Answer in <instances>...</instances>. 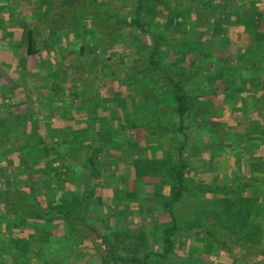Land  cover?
I'll use <instances>...</instances> for the list:
<instances>
[{"label": "trees", "instance_id": "1", "mask_svg": "<svg viewBox=\"0 0 264 264\" xmlns=\"http://www.w3.org/2000/svg\"><path fill=\"white\" fill-rule=\"evenodd\" d=\"M259 1L264 0H133L128 10L117 12L100 0H35L38 25L32 27L29 17L14 21L25 30L20 45L27 58L59 48L66 52L68 65L54 67L56 79L61 72L84 70H93L88 74L95 78L104 61L112 70L105 79L120 89L104 97H93L90 89L82 98L73 89H83L84 79L77 86L53 81L41 87L39 82L38 102L51 96L50 110L59 119L46 113L37 120L34 111H20L17 120L16 112L9 111L13 105L0 99V112L8 110L13 118L7 127L0 126V150L16 155L9 160L1 156L0 163L25 164L23 179L0 192V264H70L77 252L89 250L101 257V264H196L180 250L181 239L191 235L212 241L211 260L198 264H215L221 255L213 252L217 246L226 249L239 242L244 249L229 256L233 264H249L255 256L264 261V181L244 182L231 175L220 180L222 185H198L194 169L180 156L150 158L155 150L166 155L162 140L183 136L189 144L195 134L199 149L220 158L229 147L239 148L237 127L244 124L261 130L264 143V8L257 9ZM81 25H89L91 35L81 36ZM159 25L163 31L152 28ZM0 49H5L1 43ZM115 49L131 54L116 58L111 54ZM100 109L105 119L98 116ZM191 114L196 127L187 123ZM139 139L145 145L135 142ZM113 141L124 146L116 158L128 205L122 213L111 208L109 217L123 220L135 203L150 207L151 223L140 229L98 221L105 204L96 197V184L107 173L104 152L111 154ZM174 148L180 155L182 149ZM41 150L44 156L38 158ZM261 163L251 164V171L263 168ZM146 178L160 180L168 195L163 191L149 198L129 190L130 181ZM165 217L170 221L158 225L157 219ZM59 221L62 237L49 230ZM22 222L38 226L15 234ZM93 233L96 244L90 240Z\"/></svg>", "mask_w": 264, "mask_h": 264}, {"label": "rangeland", "instance_id": "2", "mask_svg": "<svg viewBox=\"0 0 264 264\" xmlns=\"http://www.w3.org/2000/svg\"><path fill=\"white\" fill-rule=\"evenodd\" d=\"M4 1L5 0H0V43L1 46L5 48V49H0V71L1 70L5 71L4 74L3 73L1 74L0 72V99L4 100L5 101L4 103L7 106L13 105L12 109H10L9 111L16 112L17 120H19L20 117V116L18 117L17 112L20 111L23 113H25L26 111H31V112L34 111V115L37 120H39V118H41L46 113L47 114L53 113V118L59 119L61 115L58 112H54L53 111L54 108L53 110H50L51 105L48 104L49 100L50 99L54 100L53 98H51V96L47 95L45 96L46 98L43 97L42 99L43 102L40 103L38 102L39 93L42 92L40 86L42 87L43 85L45 86L51 85L53 81H63L65 82V84L68 83L69 85H71L72 83L74 84L77 83V81H79L80 79H84L83 89L79 88L76 84L75 85L77 87H74L73 89V92L79 93V96L82 98L86 97L85 92L91 90H94L93 97L97 95L100 96L101 94L102 95L100 97H104L103 93L104 94L106 93L108 95L117 94V91L120 89V86L118 84H112V82L110 83L108 81L109 79L108 80L105 79L106 76L109 77L111 76L108 75L107 73L111 74L112 70L108 64H103L104 61L96 67V70H98L99 73L96 74L95 78H93L88 74V72L93 73L94 72L93 70L88 72L84 70L82 72L75 71L70 75H68V73L66 72L64 73L61 72L58 75V77L60 78L56 79L55 76L57 75L54 71V67H59V65L61 64L63 65L65 63L66 65H68V61L65 57L66 52H64L63 49L59 48L58 51L52 50L47 54V56H44L42 54V55H37L34 59L27 58L24 55L23 49H21V45L23 44L22 39H23V35H25V30L21 26L18 27L14 21H16V19L20 21L25 17H29L28 19L30 22H32L33 25L32 27L37 26L38 21L33 19V17H35L38 14L37 13L38 10L35 8L34 5L35 0H8L6 1L8 4H6L5 6L3 5ZM100 1L104 2L108 6V8H111L117 12L118 11L122 12L130 8L131 1L133 0H100ZM236 1L238 3H241V0H236ZM10 7L14 8L12 11H10V14L12 16L9 14L7 15L4 14V11L9 10ZM256 7L257 9H263L264 1L262 2L259 1ZM151 13L153 14L155 13L154 9H152ZM159 26H153L152 28L156 31H163L164 26H160V27ZM91 29L92 28H90L89 25L88 27L81 25L80 35L81 36L91 35ZM187 31L193 33V29L191 27H189ZM136 45L140 46L139 43H136ZM121 53H125L126 55H129L131 54V51L129 50L123 51V49H115L111 51V54L116 58H118ZM86 69L89 70L88 67H86ZM101 73L104 74V76ZM112 79L113 78H111V81ZM39 82L43 84H40L39 86ZM17 89L18 91H16ZM143 89L145 90V87H143ZM57 93L61 95L59 92ZM57 93L54 95L56 96ZM88 96L90 95L87 94V97ZM71 98L72 97H70V100ZM1 106L2 104L0 102V107ZM9 111L7 110L4 112L2 111L0 112L1 127H7L9 121L13 119L12 117L9 116ZM117 111L119 110L117 109ZM98 116L101 119L103 118L105 119V117H107V113L103 112L100 109L98 110ZM44 120L46 121L47 118H45ZM194 121H195L194 115L192 114L189 115L187 120L188 125H193L196 127L197 125H195ZM58 125H56L57 128H62V126H58ZM68 129H72V128L69 127ZM237 129H238V133L240 134L242 133V135L245 132V128L243 125L238 126ZM248 129L249 128H247V130ZM260 131L261 130L258 129H256V131H253L252 133L253 137L250 138L252 144L244 143L243 146H239V148L237 149V153L240 152L241 150L242 151L245 150V152L247 153V146L249 147V149L251 145H253L252 147L257 146L256 145L257 140H259L260 139L259 137L261 136ZM225 132L230 133L228 129H226ZM193 137L194 139L189 144H187L183 136L172 137L170 139V142L162 140L161 143L163 144V148L165 150L166 155H164V152L160 150H155L157 152H154L153 155H151L152 154L151 152L149 153L151 155L150 158L152 161H161L162 159H166L167 155L170 154L176 160H178L177 156H180V159L181 160L183 159L185 162L190 164L192 168L195 167V165L199 166V172L194 171L195 174L194 181L196 182V184L201 185L202 184L201 179H204V181H209L211 179V176H209L207 167H205V165L204 166L201 165L203 163V160H198L200 161L198 163L197 158L200 157L201 159L203 153H207L206 155L210 156L215 152H213L212 150L205 152L203 151V149H199L198 146L199 144L196 141V137H199L198 134H195V136L193 135ZM100 138L101 140L104 141L106 140L104 136L103 137L100 136ZM223 140L227 141L228 139L227 137H223ZM135 142H137L140 146L145 145V140L142 139H139L138 141ZM171 145H174L175 148L178 147L179 149H182L181 150L182 155L181 153L179 155L177 152L175 153L171 151ZM123 149L124 146L122 143L113 141L109 149V151H111V154H109L107 150H105L104 152L105 155L109 156L108 159L104 162L105 166L107 167V173L102 178V180L98 181V183L96 184L97 185L96 197L98 198L100 197L102 200H104L105 205L103 206V211L101 213L99 212L97 213L99 219L98 221L101 220L104 221L103 219H105V221L107 222L105 224H107V226H109V224L115 225V223H119L120 225L122 224L124 227H127L129 229H140L143 228V226L149 225L151 223L150 218H148L149 217L148 215H151L152 213L150 207L148 208L147 206H143L141 204L139 205V203L134 202L135 204H133L132 206L130 205V209H129L130 212L129 211L128 213L126 212V217L123 220L118 216L116 217V215L111 216L112 218L109 217V210L111 208L117 209L120 213H122L124 211L123 209H125L128 205L124 201L125 199L124 198L125 194L123 193L124 188L121 186V183L123 181L122 180L123 168L120 162H118L116 158V157H121V153ZM229 150H231L230 147L229 149L226 150V153L224 155L225 158H223L224 161L226 159L228 160V158H226V155L227 156L231 155V151ZM5 151L6 149L0 150V157L5 156V159L8 160L16 157L15 154ZM80 154L81 153H79L77 157H80ZM37 156L38 158L43 157L44 156L43 150H41L40 152L38 151ZM223 160L221 162H224ZM130 161L131 160H124L125 163H130ZM257 162L259 163V160L257 159V157L253 156V160L251 161V163L258 164ZM24 165L25 164L23 162L16 163L14 164V166H9V163H0V192H3L5 189L10 187L11 184L15 185L16 183H19L18 182L19 179H23V174H22L23 172H21V170L24 168ZM58 165L59 164H56L55 167H58ZM129 165L130 166L128 167L132 169L131 167H133V163ZM71 175L73 177L74 174L71 173L70 176ZM252 177L264 178V175H251L249 177H246L243 181L248 182L250 181V179H253ZM147 180L149 182H147ZM216 182H218V180ZM129 184H130L129 190L146 194L150 196L149 198H153L156 193H158L157 197H159L160 195H162L160 193H163V191H165L164 194L168 195V190L166 188H163V185L161 184L160 180H158L157 178H146L144 181H139V182L133 179L132 181H130ZM49 186L50 185H48V187ZM69 188L72 189L71 186H69ZM28 191L30 192V189L27 190L24 189V192H28ZM66 202L67 199L65 203ZM128 202L131 201H127V203ZM55 204H57V202ZM2 211H3L2 213L5 212V210ZM93 213L94 212H92L91 214ZM145 217L147 218L145 219ZM160 220L161 222H159ZM157 221L159 223L158 225L162 226L164 222L168 223L170 220L169 218L165 217V218L157 219ZM61 222L62 221L55 222L53 223L52 227L49 228L50 231H53V233L59 237H62L65 234L64 226L62 225ZM92 223H94V221H92ZM99 225H102L101 222H99ZM21 226L22 229H20V231L17 230L15 234L20 233L21 235V234H27L29 232L31 233L32 232L31 230L37 228L38 225L33 222H25V223L22 222ZM6 237L9 239L10 235H7ZM90 238H91L90 239L91 242L95 244L98 243L97 234L95 233L91 234ZM180 243H181L180 250L183 253H186V255H190L193 258H195L196 264L202 262L204 263L206 261L211 260L210 253H211L212 241L206 242V240L202 239V237L200 238L197 235H191L187 238L181 239ZM241 244L242 243L240 242L235 243L233 245L230 243L229 247L228 248L226 247V249L219 248L220 246H217L216 249L213 250V252L216 251L217 253H221V255L215 257L216 258V260L214 259L215 264L216 262H220L224 264H233V260L229 256H233V254L240 255L244 249V247ZM226 251H228L230 255L225 254ZM254 251L257 252V250ZM88 252L86 251L84 255L77 252L74 255L73 259L71 260L70 264H101V257L99 255H96L94 251L89 250ZM222 252H224V254H222ZM258 263H264V261L263 260L258 261V259H256V256L255 258L253 257L249 262V264H258Z\"/></svg>", "mask_w": 264, "mask_h": 264}, {"label": "crops", "instance_id": "3", "mask_svg": "<svg viewBox=\"0 0 264 264\" xmlns=\"http://www.w3.org/2000/svg\"><path fill=\"white\" fill-rule=\"evenodd\" d=\"M243 126L245 128V132L243 133V135H242V133L241 134L238 133V138H237L240 146H243L244 143L245 144L246 143L252 144L250 138L253 137V134H252L253 131L251 130V128L247 130V128H249V126L247 124H244ZM246 131H247V133H246ZM241 136H244V137H241ZM259 138L260 139L257 140V143H256L257 146H254V148H253L252 147L253 145H251L250 149L247 146V153L245 152V150L244 151L241 150L238 153H237V149L236 150H234V149L229 150V151H231V155L230 156L226 155V158H228V160L226 159L225 161L223 160V158H225V156L224 157L222 156V157L216 158V159L213 158L214 159L213 160L212 155L207 156L206 155L207 153H203V156H201V159H200V157H198L197 162L199 163L200 161H198V160H203V163L201 165L202 166L205 165V167H207V170L209 172V176H211V179L209 181H204V179H201L202 184H204V182H205L207 184L218 183V185H221V183H219L220 180L222 181L224 178L230 177L231 175H235V176L239 175L241 177H244V179L246 177L251 176V175H264V167L261 168L259 171H255L254 173L250 169L251 164L253 165V163H251V161L253 160V156L257 157L259 162L263 161L262 163L264 164V143L263 144L261 143L262 137L260 136ZM153 158H155V157H153ZM222 160L224 162H221ZM193 168L196 169V170L194 169V171L199 172V166L195 165V167H193ZM124 169H125V167H124ZM193 175H195V174L193 173ZM252 178L264 181V178H255V177H252ZM217 180H218V182H216ZM147 182H149V181L147 180Z\"/></svg>", "mask_w": 264, "mask_h": 264}]
</instances>
